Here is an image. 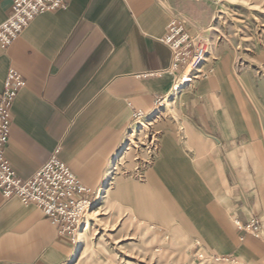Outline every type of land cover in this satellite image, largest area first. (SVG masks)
Listing matches in <instances>:
<instances>
[{
	"label": "crops",
	"instance_id": "crops-1",
	"mask_svg": "<svg viewBox=\"0 0 264 264\" xmlns=\"http://www.w3.org/2000/svg\"><path fill=\"white\" fill-rule=\"evenodd\" d=\"M67 3L37 15L9 47L0 43V93L10 69L26 80L6 147L15 172L31 177L59 148L91 201L108 195L141 223L184 229L210 254L260 257L264 136L245 115L230 62L206 58L183 126L158 119L183 90L184 65L174 66L164 41L168 24L175 16L193 31L209 0ZM11 7L0 0V23ZM138 111L155 120L143 142L134 138ZM74 248L73 235L40 208L0 189V264H67Z\"/></svg>",
	"mask_w": 264,
	"mask_h": 264
},
{
	"label": "rangeland",
	"instance_id": "rangeland-1",
	"mask_svg": "<svg viewBox=\"0 0 264 264\" xmlns=\"http://www.w3.org/2000/svg\"><path fill=\"white\" fill-rule=\"evenodd\" d=\"M208 5V9H196L201 24H194V30L188 32L201 38L196 42L207 47L208 60L222 57L230 62L233 76L240 83L245 115L264 136V0H209ZM202 66L199 70L191 65L184 67L179 81L186 69L193 80L178 97L171 95L161 104L158 119L162 128L169 124L183 126L181 115L187 96L205 72ZM153 126V119H138L134 138L145 141ZM94 203L78 229L75 246L79 232L84 233L80 251L67 264H264V247L258 258L247 255L248 261L237 255L210 254L194 244L184 229L167 223H141L108 195Z\"/></svg>",
	"mask_w": 264,
	"mask_h": 264
},
{
	"label": "built area",
	"instance_id": "built-area-1",
	"mask_svg": "<svg viewBox=\"0 0 264 264\" xmlns=\"http://www.w3.org/2000/svg\"><path fill=\"white\" fill-rule=\"evenodd\" d=\"M223 0H216L221 2ZM67 0H12L9 17L0 23V43L3 48L25 30L30 22L46 11L67 8ZM197 35L185 30L184 22L172 17L168 33L164 38L173 51L174 66L191 65L199 70L201 59L207 56V47L196 42ZM26 80L14 69H10L0 93V189L7 198L18 197L24 204H34L40 208L53 223L59 225L61 232L72 234L75 241L78 229L84 221L86 212L95 204L86 196L92 189L82 182L72 169L58 156L60 149L29 178H21L6 156L12 124V106L18 92L25 87ZM137 118L142 112L136 113ZM252 226H256L255 223ZM256 237L260 236L257 232Z\"/></svg>",
	"mask_w": 264,
	"mask_h": 264
},
{
	"label": "bare ground",
	"instance_id": "bare-ground-1",
	"mask_svg": "<svg viewBox=\"0 0 264 264\" xmlns=\"http://www.w3.org/2000/svg\"><path fill=\"white\" fill-rule=\"evenodd\" d=\"M207 58V56H204L201 59V62L205 61ZM183 83H180L177 85L179 87V89H182L183 87H185V85L190 82L192 80V76L186 74L185 77L182 79ZM83 237H84V233L81 231L79 232V239H78V244L75 246L73 253H72V257H71V262L74 261L75 257L78 255L79 251H80V244L83 241Z\"/></svg>",
	"mask_w": 264,
	"mask_h": 264
}]
</instances>
